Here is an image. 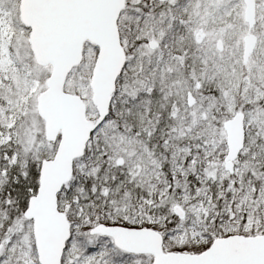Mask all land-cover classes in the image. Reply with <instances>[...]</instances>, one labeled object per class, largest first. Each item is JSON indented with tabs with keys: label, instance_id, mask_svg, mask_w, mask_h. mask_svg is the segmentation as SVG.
Wrapping results in <instances>:
<instances>
[{
	"label": "snow or ice",
	"instance_id": "obj_1",
	"mask_svg": "<svg viewBox=\"0 0 264 264\" xmlns=\"http://www.w3.org/2000/svg\"><path fill=\"white\" fill-rule=\"evenodd\" d=\"M0 264H264V0H0Z\"/></svg>",
	"mask_w": 264,
	"mask_h": 264
}]
</instances>
